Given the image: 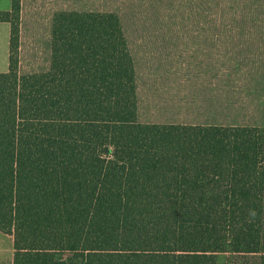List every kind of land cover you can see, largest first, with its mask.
Masks as SVG:
<instances>
[{
	"label": "trees",
	"instance_id": "obj_1",
	"mask_svg": "<svg viewBox=\"0 0 264 264\" xmlns=\"http://www.w3.org/2000/svg\"><path fill=\"white\" fill-rule=\"evenodd\" d=\"M0 21L12 264H264V0H11Z\"/></svg>",
	"mask_w": 264,
	"mask_h": 264
},
{
	"label": "rangeland",
	"instance_id": "obj_2",
	"mask_svg": "<svg viewBox=\"0 0 264 264\" xmlns=\"http://www.w3.org/2000/svg\"><path fill=\"white\" fill-rule=\"evenodd\" d=\"M10 6L11 0H0V9H8ZM9 30V23L0 21V71L7 69ZM12 240V235L0 231V257L2 255L8 257L1 264H9V252L12 247Z\"/></svg>",
	"mask_w": 264,
	"mask_h": 264
},
{
	"label": "crops",
	"instance_id": "obj_3",
	"mask_svg": "<svg viewBox=\"0 0 264 264\" xmlns=\"http://www.w3.org/2000/svg\"><path fill=\"white\" fill-rule=\"evenodd\" d=\"M9 9V8H8ZM2 22H5V21H2ZM2 232V231H1ZM4 233V232H2ZM7 234V233H6ZM12 251V252H11ZM10 256H9V264H12V257H13V243H12V247L10 248V252H9ZM8 254V255H9ZM8 257L7 256H4L2 255L0 257V264L3 262V260L7 259Z\"/></svg>",
	"mask_w": 264,
	"mask_h": 264
}]
</instances>
